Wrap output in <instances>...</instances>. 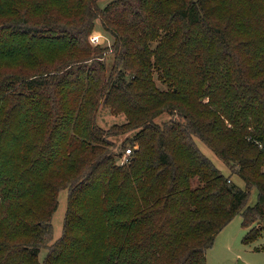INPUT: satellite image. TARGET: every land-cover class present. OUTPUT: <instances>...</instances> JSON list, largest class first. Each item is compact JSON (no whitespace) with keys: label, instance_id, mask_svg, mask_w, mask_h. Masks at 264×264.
Returning a JSON list of instances; mask_svg holds the SVG:
<instances>
[{"label":"trees","instance_id":"1","mask_svg":"<svg viewBox=\"0 0 264 264\" xmlns=\"http://www.w3.org/2000/svg\"><path fill=\"white\" fill-rule=\"evenodd\" d=\"M98 1L0 0L12 38L0 36V264H207L238 214L243 242L254 241L264 232V0ZM97 19L108 48L88 41ZM28 37L53 52L24 51ZM102 105L125 121L102 128ZM163 113L172 118L156 121ZM130 131L113 151L110 138Z\"/></svg>","mask_w":264,"mask_h":264},{"label":"rangeland","instance_id":"2","mask_svg":"<svg viewBox=\"0 0 264 264\" xmlns=\"http://www.w3.org/2000/svg\"><path fill=\"white\" fill-rule=\"evenodd\" d=\"M109 0H99L98 5L103 7ZM70 10L75 9V6L72 5L69 7ZM3 35L6 39H12L10 34L6 29L3 28V23L0 18V36ZM92 35H99L98 43H92L90 37ZM39 38L37 37H28L26 45L30 48H26L24 51L28 53H43L41 57L49 55L53 52V48L45 46H37ZM88 41L93 46L101 47H110L112 45L113 39L111 35L106 33L100 23V20L97 19L95 22V28L92 33L89 35ZM19 59V58H16ZM105 59L108 64L111 63L113 59L112 53H107ZM156 84L159 87H163V83L157 78L156 73H154ZM172 117L163 113L156 118V121L162 122L171 119ZM176 118V117H175ZM125 121V116L123 114H112L110 109L105 106H100L97 112V122L104 128L108 129L113 124H120ZM135 131H130L122 134L112 136L110 139L115 143L113 146V151H123L121 150L122 144L131 140V137ZM195 142L197 146L202 150L205 155H207L212 162L218 167L225 175H230V178L233 182L240 186L245 187V181L237 173H231L230 169L219 158L214 151L209 148L202 140L195 137ZM127 147H134L131 144H127ZM135 147H138V144H135ZM125 148V149H126ZM123 155V153H122ZM122 155L119 157V162L123 164L126 161L122 160ZM258 189L252 187L250 194L247 200L248 205H253L257 201ZM67 207V190L62 189L58 194V207L55 210L52 217L53 224V238L52 241L56 240L62 233L63 219L65 215V210ZM247 229L242 226V216L240 214L236 215L215 237L214 244L207 251V264H264V250H257L264 246V232L250 243H244L243 237L246 234ZM47 250L42 249L39 254V259L42 261L46 255Z\"/></svg>","mask_w":264,"mask_h":264},{"label":"built area","instance_id":"3","mask_svg":"<svg viewBox=\"0 0 264 264\" xmlns=\"http://www.w3.org/2000/svg\"><path fill=\"white\" fill-rule=\"evenodd\" d=\"M90 40H91L92 43H98V41H99V35H92L90 37ZM131 153H132V148H130V147L126 148L125 151L123 152L122 160L123 161L128 160V157H129V155Z\"/></svg>","mask_w":264,"mask_h":264}]
</instances>
